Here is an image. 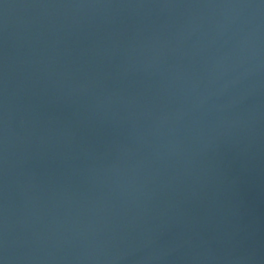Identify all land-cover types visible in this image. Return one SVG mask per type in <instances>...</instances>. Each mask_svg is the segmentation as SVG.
<instances>
[{
  "label": "water",
  "instance_id": "95a60500",
  "mask_svg": "<svg viewBox=\"0 0 264 264\" xmlns=\"http://www.w3.org/2000/svg\"><path fill=\"white\" fill-rule=\"evenodd\" d=\"M0 264H264V0H0Z\"/></svg>",
  "mask_w": 264,
  "mask_h": 264
}]
</instances>
